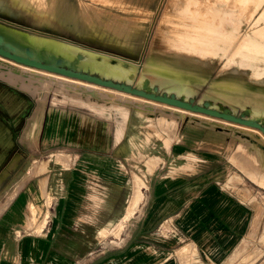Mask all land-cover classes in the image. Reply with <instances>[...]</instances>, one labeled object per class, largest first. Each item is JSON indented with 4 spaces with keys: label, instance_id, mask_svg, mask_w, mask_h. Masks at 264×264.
Segmentation results:
<instances>
[{
    "label": "crops",
    "instance_id": "crops-1",
    "mask_svg": "<svg viewBox=\"0 0 264 264\" xmlns=\"http://www.w3.org/2000/svg\"><path fill=\"white\" fill-rule=\"evenodd\" d=\"M51 1L0 0V12L9 14L15 8L14 13L31 15L46 28L69 23L90 36H101L106 30L97 27L98 8L74 0ZM263 26L260 22L256 30ZM258 57L262 60L256 62L264 63V56ZM206 67L210 77L214 65L206 61ZM238 72L246 75L243 70ZM32 98L0 81V181L21 158L17 132H22L33 111ZM136 116L131 112L126 121L115 118L105 120L103 126L95 123L87 133L80 121L63 115L54 137L77 136L76 142L85 146L71 159L74 167L67 178L64 173L69 169L48 173L42 167L33 173L40 175L41 183L17 189L0 213V264H180L181 256L193 257L199 264L221 263L240 240L242 209L246 207L223 187L230 168L214 140L216 133L200 127L205 133L199 134L192 127L179 132L167 147L162 148L157 139L150 142L146 156L136 157L148 161L149 170L142 174L146 184L136 182L130 189L124 163L134 159L133 153L125 152L133 132L127 135L126 131L136 126ZM42 125L43 121L41 132ZM43 136L46 141L54 140ZM33 162L26 166H32L31 173L37 164ZM13 185L15 181L2 190L0 201ZM107 233L114 245L98 242V234Z\"/></svg>",
    "mask_w": 264,
    "mask_h": 264
},
{
    "label": "rangeland",
    "instance_id": "rangeland-1",
    "mask_svg": "<svg viewBox=\"0 0 264 264\" xmlns=\"http://www.w3.org/2000/svg\"><path fill=\"white\" fill-rule=\"evenodd\" d=\"M74 1L81 6L98 8L97 27L99 30L102 28L106 29L101 36H90L77 32L69 23L63 26L53 24V27L46 28L42 24L37 23L31 15L23 12H20L21 14L14 13L13 11H17L15 8L9 14L0 12V21L6 24H15L10 25L28 32H23L26 38H29L31 33L38 34L39 40L41 38L42 40L45 39L43 40L45 43L42 42L40 46L46 48V44H51L50 46L55 50L54 53L63 55L67 59L73 58L76 53H82L83 56L90 55L99 59L101 57V59L107 60V63L109 62L108 65L115 63L112 66H122L120 69H124L128 73L127 75L131 73L129 78L131 82L135 84L137 82V85L142 83V79L147 78L159 85L160 90L176 92V95H185V98L192 96L194 102L211 99L215 106L218 104L219 108H224L229 105L236 113L244 107H249L251 116L264 119V105L257 103L248 92L242 93L239 91L236 83L232 90H226L220 85V82L225 80L227 75H243L238 72L243 70L246 72L245 76L248 77V81L252 86L264 87L263 70L251 67L248 62V60L255 58L261 59L258 56H264V31H260L261 29L264 30V26L256 30L258 29L256 27L257 24L264 22V0H203V4L207 9L197 16L195 24L192 22L190 12L183 11L181 7L183 6L181 4H185L187 0ZM213 5H220L224 9L217 12V15L214 13L212 15L210 12ZM229 6L230 8H228ZM227 10L231 11V13H228ZM212 19L214 21L210 22ZM136 20H138L137 23ZM207 20L209 23L205 25ZM207 28L224 30H234L236 28V31L222 37L221 41H218V46L214 48L210 44V38L214 37L212 36L213 33L210 30L208 31ZM247 34L252 36L248 38ZM129 35L130 37H128ZM111 37H114V40L116 38L117 41H112ZM65 52L73 56L67 57ZM179 57L185 60L195 58L205 61L191 64L187 61L184 62ZM122 60L123 62L127 61L129 65L125 66L123 62L118 63V61ZM206 61L214 65L213 73L210 77ZM133 65H135L136 69ZM199 70L200 72H198ZM182 72L184 76L180 74ZM187 75L192 81L185 77ZM123 80L130 82L129 79H122L121 81ZM0 81H5V83L19 90L22 89L21 91L25 90V93L33 97V111L37 102L43 98V94L46 95L44 115L40 122V127L43 121V134L45 133V135L50 136V139H54L53 141H46L40 127L36 138L32 137L29 139L28 135L23 134L24 130L21 133H19L20 130L17 132V149L21 152L17 151V153L19 158L20 156L21 158L9 174L0 181V195L3 194L2 190L10 182L15 181V186L13 185L9 191L4 193L2 202H0V213L11 201L17 189L22 187L23 184L36 185L42 182L39 178L40 175L33 174L43 170L42 167L47 169L48 173L58 171L60 168L69 169L64 173L65 178L73 170L74 165L73 163L71 164V159L75 153L79 152V147L85 145L76 142L77 136H75V139L73 136H69V138L54 137V132L60 125L63 115L66 117L70 116L72 120L80 121L84 126V130H82L87 132L90 125L97 123V125L103 126L105 120H107V123L108 120L115 118L126 121V117L133 112L135 115L137 114L138 122L133 128H127V135L130 131L133 132H131L133 135L130 133L132 138H129L128 149L125 152H128V154L133 153L134 159L126 160L127 163H124L128 171L129 188L131 189L138 179L146 184L142 174L149 170L148 161L146 159L142 161L136 159V157L138 155L146 156L149 149H151L150 142L157 139L156 141H160L162 148H164L171 141L176 140L177 134L185 129L188 130L193 127L192 129H195V132L198 131L196 133L199 134L205 133V130H201L203 128L212 130V133L217 135L214 140L216 139L219 142L217 144L222 148L226 156L225 164L230 168L223 181V187L233 191L240 199L242 206L246 207V210L242 209L240 240L235 243L234 247L228 251L229 253L226 254L219 264H264V141L261 142L264 138L263 134V137H261L255 135L249 129L247 131L246 128L220 123L223 121L211 119L200 114L193 115V117L192 114H188L189 111L187 113L180 111L179 115L177 114L178 111H174L175 109H172L173 111L171 109L136 110V106L134 107L132 103H129L128 99H124L118 93L99 92L98 95H93L86 90L77 89L74 85L67 84V82L61 80L58 83L49 82V80L38 82L31 91L21 86L23 83L20 84L19 82V84H16L8 77L0 76ZM64 83L66 84L64 85ZM58 84L62 86H58ZM166 87L168 89L172 88L168 90ZM186 90L189 91L187 92ZM208 120H211L212 123ZM117 130L121 131L120 128H117ZM89 136L88 134L86 139ZM257 151L262 152H258V154ZM261 153L263 156H261ZM31 160L37 163L35 164L36 168L34 165V172L31 173L32 166L29 165L28 174L23 173V175H20V171L23 170L25 172L28 170L26 166ZM81 163L86 164L87 160H82ZM142 163H145L146 167H142ZM17 183L19 184L17 185ZM59 183L63 184L62 181H59ZM7 196L12 198L8 199ZM3 200H6L5 203H7L5 204ZM2 203L3 205L1 206ZM33 212L34 210H32ZM98 235L99 243H104L106 246L114 245L115 240L108 233L106 236ZM179 260L180 264H199L193 257L185 259L184 256H181Z\"/></svg>",
    "mask_w": 264,
    "mask_h": 264
},
{
    "label": "bare ground",
    "instance_id": "bare-ground-1",
    "mask_svg": "<svg viewBox=\"0 0 264 264\" xmlns=\"http://www.w3.org/2000/svg\"><path fill=\"white\" fill-rule=\"evenodd\" d=\"M23 1V0H22ZM28 1V0H27ZM51 1V0H50ZM58 1V0H57ZM179 1V0H178ZM182 1V0H181ZM44 2V1H43ZM52 2V1H51ZM63 1L61 0V3ZM184 2V1H183ZM22 3V2H20ZM31 3V2H30ZM29 3V4H30ZM48 3V2H47ZM53 3V2H52ZM54 3H57L54 1ZM53 3V4H54ZM179 3V2H178ZM51 4V3H50ZM172 4V2H171ZM181 4V3H180ZM32 6V4H30ZM29 5V7H31ZM52 5V4H51ZM72 5V4H71ZM139 5V4H138ZM173 5V4H172ZM183 6L182 9L183 11L185 12H190L191 14V18H192V22L195 24L197 22V16L199 14H201L202 12L205 11V9H207L205 7V5L203 4V0H187V2L185 4H181ZM20 6V4H19ZM22 6V5H21ZM46 5H44L45 7ZM50 6V5H49ZM175 6V4H174ZM65 7V6H64ZM72 7V6H71ZM180 7V8H181ZM20 8V7H19ZM23 8V7H22ZM38 8V7H36ZM43 8V6H42ZM51 8V7H50ZM179 9V7H177ZM230 8V6L228 7ZM24 9V8H23ZM54 9H55V6H54ZM65 9V8H64ZM63 9V10H64ZM69 9V8H68ZM81 9V8H80ZM224 8H222V6L220 5H213L212 6V11L210 12L212 15H217V12H219L220 10H222ZM25 10V9H24ZM45 10V8H44ZM43 10V11H44ZM52 10V9H51ZM1 11V9H0ZM42 11V12H43ZM70 11V10H69ZM166 11V10H165ZM228 11V10H227ZM38 12V11H37ZM40 13H42L41 11H39ZM53 12V11H52ZM71 12V11H70ZM28 13V12H27ZM46 13V12H45ZM54 13V12H53ZM57 13V12H56ZM62 14V11L60 12ZM64 13V12H63ZM65 13H66V10H65ZM77 13V12H76ZM214 13V14H213ZM228 13H231V11H228ZM50 14V13H48ZM86 14V13H85ZM39 15V13L37 14ZM46 15V14H44ZM56 15V14H55ZM193 15H195V17H193ZM43 16V14H42ZM52 16V15H50ZM69 16H72V13L71 15ZM105 16V15H104ZM55 16H53V19H54ZM59 18V17H58ZM63 18V17H62ZM70 18V17H69ZM90 18V17H89ZM104 18V17H103ZM130 19V18H129ZM128 19V20H129ZM79 20V19H78ZM83 20V19H82ZM85 20V19H84ZM134 20V18H133ZM216 20V19H215ZM55 21V20H54ZM58 21V20H57ZM88 21V20H87ZM138 20H136V23H137ZM200 21L202 22V20L200 19ZM198 20V22H200ZM214 21V19L210 20V22ZM48 22V21H47ZM67 22V21H66ZM91 22V21H90ZM135 22V21H133ZM200 22V23H201ZM43 23V22H42ZM83 23V21H82ZM87 23V22H86ZM131 23V22H130ZM135 23V24H136ZM209 23V21H205V25H207ZM46 24V23H45ZM79 24V23H78ZM89 24V23H88ZM126 24V23H125ZM121 25V24H120ZM124 25V24H122ZM134 25V23H133ZM44 26V25H43ZM47 26V25H45ZM110 26V25H108ZM115 26V25H114ZM128 26V25H127ZM136 26V25H135ZM47 27H50V26H47ZM111 27V26H110ZM129 27V26H128ZM113 28V27H112ZM196 28H201V27H196ZM126 29V28H125ZM131 29V28H129ZM0 30L4 33V35H6L7 37H9L10 39L14 40L15 42H17L19 45H30L33 47V49H35L36 51H38L39 49H44L46 54L49 56V57H62L65 61V63L67 65L70 64V62L72 61H75V66L77 69L81 70V71H86V72H90V73H96L98 75H100L101 77H104V78H110V79H113L115 81H120V82H123V83H127V84H130L134 87H138V88H141V87H148L150 89L152 88H156L158 90V92H165L167 94L169 93H173V92H167L165 90H160L159 88V85H156V83H153L151 82L149 79H142V83L140 85H137V82L136 84L131 82L130 80V74L127 75L128 73L125 72V70L123 71L122 69H120L121 67L118 66L116 67L115 66H112V65H108V63L104 60V59H100L99 58H95L93 56H90V55H86V56H83L82 53H76V55L71 58V59H67L66 57H64L63 55H60V54H57V53H54L55 50L52 48V46H50L49 44H46V48L44 46H40L43 43H45V39L42 40H39L40 37H38L37 35L38 34H35V33H31V36L29 38H26L23 34V32H26L24 30H21L17 27H14V26H11V25H8L6 23H3L0 21ZM121 30V28H120ZM124 30V29H123ZM122 30V31H123ZM207 30L211 31L213 34L212 36H214L213 38L211 37L210 39V44L212 46H214V48H216L219 44L218 41H221V38L230 34V33H233L236 31V28L234 30H224V29H218V28H207ZM129 31V30H128ZM134 32V31H133ZM28 33V32H26ZM96 33H99V32H96ZM120 33H122L120 31ZM126 33V32H125ZM129 33V32H127ZM102 34V33H101ZM217 34V35H215ZM89 35V34H88ZM96 35V34H95ZM131 35V34H130ZM130 35L128 37H130ZM248 38H250L252 35L251 34H247ZM45 37V36H44ZM127 37V38H128ZM39 38V39H38ZM126 38V39H127ZM29 39V40H28ZM59 40V39H58ZM129 40V39H128ZM212 41V42H211ZM214 41V42H213ZM48 42V41H47ZM51 43V42H49ZM53 43V41H52ZM55 43V42H54ZM124 43V42H123ZM60 44V43H59ZM65 44V43H64ZM70 44V43H69ZM68 44V45H69ZM127 44V43H126ZM57 45V44H55ZM73 45V44H71ZM74 46V45H73ZM127 46V45H126ZM59 47V46H58ZM57 47V48H58ZM128 47V46H127ZM78 48V47H77ZM58 50V49H57ZM60 51V50H59ZM87 51V50H86ZM64 52V50H63ZM90 52V51H89ZM92 53V52H91ZM95 53V52H94ZM65 54H67V57H72L73 55L72 54H68L65 52ZM97 54V53H96ZM259 54V53H257ZM112 57V56H110ZM116 57V56H114ZM181 58V57H179ZM114 59V58H113ZM119 59V58H118ZM191 64H195V63H203L205 60H197V59H187L185 60L184 58H181ZM109 60V58H108ZM116 60V59H115ZM173 60V59H172ZM258 60H262V59H259V58H255V59H252V60H248V62L250 63V66L253 67V68H258L260 69L261 71L263 70L264 72V64H260L259 62H256ZM117 61V60H116ZM119 62H123L122 61H118ZM131 62V61H130ZM174 62V61H173ZM117 63V64H118ZM147 63V62H146ZM152 63V62H151ZM155 63V62H154ZM123 64L126 66V65H129L127 63V61H124ZM135 64V63H134ZM132 66V65H130ZM135 65H133L134 67ZM139 67V66H137ZM191 67V66H190ZM136 69V67H134ZM140 69V68H139ZM143 69V68H142ZM145 69V68H144ZM184 69V68H183ZM188 69V68H187ZM192 69V68H190ZM153 70V69H151ZM127 71V70H126ZM130 71V70H128ZM170 71V70H169ZM187 71V70H185ZM227 71V70H226ZM166 72V71H165ZM178 72V71H177ZM191 72V71H190ZM200 72V70L198 71ZM205 72V71H204ZM133 73V72H132ZM143 73V72H142ZM176 73V72H175ZM186 73V72H185ZM194 73V72H192ZM221 73V72H220ZM223 73V72H222ZM139 74V72H138ZM145 74V73H143ZM149 74V73H147ZM154 74V73H153ZM184 76L183 72L180 73ZM200 74V73H199ZM203 74V73H202ZM135 75V73H134ZM140 75H142L140 73ZM186 75V74H185ZM191 75V74H190ZM207 75V74H206ZM0 76H4V77H8L11 81H14L16 84H20L23 83L21 86H24V88H27V89H30V91L33 89V86H35V84H37L38 82H44L46 80H49V82H60L61 81H65L67 82V84H72L74 85V87H77V89H83L84 91H88L89 93L93 94V95H98L99 92H105V93H118L120 94L124 99H128L129 103H132V105H134L135 108H137L136 110L138 109H142V110H146V111H154L156 109H160V110H168V109H175L174 111H178L177 114H179L180 111H183L184 112H188V114H192L193 115H204L206 117H210L211 119H216L218 121H223V122H220V123H226L228 125H234L238 128H246L247 131L248 129L250 131H252L255 135H258V136H262V132L256 128V127H252V126H248V125H245V124H241V123H237V122H233V121H230V120H226V119H223V118H219V117H215V116H212V115H208V114H205V113H200V112H195V111H191V110H186V109H183V108H180V107H177V106H174V105H169V104H166V103H163V102H159V101H155V100H152V99H148V98H145V97H141V96H138V95H134V94H131V93H128V92H124V91H121V90H117V89H114V88H110V87H106V86H102V85H99V84H96V83H93V82H89V81H85V80H82V79H78V78H75V77H70V76H67V75H63V74H60V73H56V72H52V71H48V70H44V69H40V68H36V67H33V66H28V65H24V64H21V63H18V62H15L11 59H8V58H5V57H2L0 56ZM132 76V75H131ZM157 76V75H156ZM181 76V75H180ZM112 77V78H111ZM182 77V76H181ZM185 77H188L189 76H185ZM197 77V76H196ZM195 77V79H197ZM200 77V76H198ZM115 78V79H114ZM139 78H142V77H139ZM205 78V77H204ZM122 79H129L130 82H126V81H121ZM134 79V78H132ZM183 79V78H182ZM190 79V78H189ZM188 79V80H189ZM207 79V78H206ZM135 80V79H134ZM184 80V79H183ZM212 80V79H211ZM223 80V78H222ZM139 81V79H138ZM170 81V80H169ZM189 81H192V79H190ZM194 81V80H193ZM196 81V80H195ZM5 82V81H4ZM174 82V81H173ZM140 83V81H139ZM237 84V88L239 89V91H241L242 93H246L248 92L255 100L257 103H260V104H263L264 105V87H254L250 84V82L248 81V77L245 76V75H227V78L225 80H223L222 82H220V85H222V87L226 90H232L234 88V84ZM66 83H64L65 85ZM52 86V85H51ZM58 86H62V85H59ZM69 86V85H68ZM179 86H180V83H179ZM183 86V85H182ZM256 86V85H255ZM173 87V86H172ZM170 87V88H172ZM187 87V85H186ZM235 87V88H236ZM22 88V87H21ZM63 88V87H62ZM167 88V87H166ZM169 88V89H170ZM180 88V87H179ZM76 89V88H75ZM168 89V88H167ZM168 89V90H169ZM22 90V89H21ZM25 91V90H24ZM27 91V90H26ZM180 91V90H179ZM187 92L189 90H186ZM225 92V91H224ZM29 93V92H28ZM176 93V92H175ZM175 93H173L174 95H176ZM190 93V92H189ZM192 93V92H191ZM179 94V93H178ZM216 94V93H214ZM217 95V94H216ZM250 95H247V96H250ZM177 97L179 98H183V99H188V98H192V96H189L187 98H185L184 96L182 95H176ZM237 96V95H236ZM239 96V95H238ZM244 96V94H243ZM245 96V97H247ZM216 97V96H215ZM45 98H46V95L43 94V98L40 99L36 106H35V109L33 111V113L29 116L26 124H25V127H24V131H23V134L24 135H28L29 136V139L30 138H36L37 135H38V131H39V127H40V122L43 118V115H44V104H45ZM230 98V97H229ZM227 98V99H229ZM221 99V98H220ZM232 99V98H231ZM247 99H251V98H247ZM226 102V101H225ZM232 102V101H230ZM134 103V104H133ZM197 103L199 104H202V103H206L208 106L210 107H213V108H219V105L216 104V106L212 103L211 99H204V100H201V101H197ZM238 104V102H236ZM245 104V103H244ZM243 104V105H244ZM226 105V104H225ZM247 105V104H246ZM249 105V104H248ZM227 107L234 113H236V111L234 109H232L229 105H227ZM252 107V106H251ZM55 108V107H54ZM261 109V108H260ZM255 110V109H254ZM259 110V109H258ZM257 110V111H258ZM173 111V110H172ZM154 113V112H153ZM174 113V112H173ZM176 113V112H175ZM237 113H241V114H244L245 116L249 117V118H252V119H257L259 121H261L264 125V119L262 118H259V117H253L251 116L250 114V109L249 107H244L243 109H241L239 112ZM182 114V113H181ZM263 114V113H262ZM137 115V114H136ZM176 115V114H175ZM180 115V114H179ZM191 116V115H190ZM189 116V117H190ZM194 117V116H193ZM198 117V116H197ZM196 117V118H197ZM200 117V116H199ZM201 118H203L201 116ZM205 118V117H204ZM209 122H211V120H208ZM213 121V120H212ZM201 122V121H200ZM215 122V121H214ZM212 123V122H211ZM219 123V122H218ZM225 124V125H226ZM207 125H208V122H207ZM221 125V124H220ZM211 126V125H210ZM216 126V125H215ZM236 129V128H235ZM234 129V130H235ZM245 130V129H244ZM239 131V130H238ZM133 135V134H132ZM264 135V134H263ZM253 137V135H252ZM49 139V138H48ZM255 141V140H254ZM264 141V138L263 140H261V142ZM258 142V141H257ZM35 143V142H34ZM259 143H260V140H259ZM249 144V143H248ZM263 144V143H262ZM256 146V145H255ZM254 146V147H255ZM263 146V145H262ZM260 147V146H259ZM258 148V147H257ZM254 149V148H253ZM256 149V148H255ZM263 149V148H262ZM260 150V149H259ZM248 151V150H247ZM256 151V150H255ZM263 151V150H262ZM262 151H257L258 152H262ZM256 153V154H257ZM259 154V153H258ZM262 154V153H261ZM239 156V155H238ZM263 156V154L261 155ZM17 157V156H16ZM258 157V156H257ZM18 158V157H17ZM260 159H262L260 157ZM264 166V165H263ZM244 167V166H243ZM249 168V166H248ZM255 168V167H253ZM244 169V168H243ZM252 171V170H251ZM252 175V174H251ZM136 179V178H135ZM255 179V178H254ZM261 179V178H260ZM43 180V179H42ZM41 180V181H42ZM254 181V180H253ZM45 183V181H43ZM134 182V181H133ZM138 183L142 184L143 182L138 179L137 181ZM261 182V181H260ZM43 183V185H44ZM137 183V184H138ZM259 183V182H258ZM264 183V182H263ZM262 183V184H263ZM19 183H17L18 185ZM143 185V184H142ZM14 189V188H13ZM12 189V190H13ZM14 191V190H13ZM136 191H139L136 189ZM135 191V192H136ZM12 192V191H11ZM134 193V192H133ZM140 193V192H139ZM8 195V194H7ZM9 196V195H8ZM7 196V197H8ZM4 197V196H3ZM11 197V196H10ZM10 197H8V199H10ZM134 197V196H133ZM142 197V196H141ZM12 198V197H11ZM140 198V196H139ZM134 199V198H133ZM139 200V199H138ZM4 203L6 200H3ZM135 201V200H134ZM250 201V200H249ZM2 202V200L0 201ZM131 202V201H130ZM7 203V202H6ZM5 203V204H6ZM3 205V203L1 204V206ZM3 208V207H2ZM132 209V208H131ZM134 209V208H133ZM128 211V210H127ZM133 211V210H132ZM129 212V211H128ZM131 212V210H130ZM130 212L128 213L130 215ZM127 215V214H126ZM124 218V217H123ZM102 232V231H101ZM103 233V232H102ZM247 237V236H246ZM239 252V251H238ZM256 254V253H255ZM248 259V258H247ZM246 259V260H247ZM253 261V260H252ZM242 264V263H241ZM250 264V263H249Z\"/></svg>",
    "mask_w": 264,
    "mask_h": 264
},
{
    "label": "water",
    "instance_id": "water-1",
    "mask_svg": "<svg viewBox=\"0 0 264 264\" xmlns=\"http://www.w3.org/2000/svg\"><path fill=\"white\" fill-rule=\"evenodd\" d=\"M10 24L12 25V23H9L8 25ZM0 56L24 65L60 73L70 77H75L102 86L114 88L141 97L163 102L169 105H174L183 109L205 113L233 122L256 127L264 134V125L261 121L249 118L241 113H234L228 107L213 108L208 106L206 103L199 104L197 102H194L192 98L183 99L177 97L173 93L167 94L165 92H158L155 87L152 89L148 87L138 88L127 83L101 77L96 73L81 71L76 68L75 61H72L69 65H67L62 57H49L44 49H39L38 51H36L30 45H19L17 42L4 35L1 30Z\"/></svg>",
    "mask_w": 264,
    "mask_h": 264
}]
</instances>
